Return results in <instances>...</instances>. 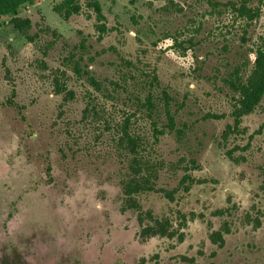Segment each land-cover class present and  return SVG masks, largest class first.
Here are the masks:
<instances>
[{"label":"rangeland","instance_id":"rangeland-1","mask_svg":"<svg viewBox=\"0 0 264 264\" xmlns=\"http://www.w3.org/2000/svg\"><path fill=\"white\" fill-rule=\"evenodd\" d=\"M60 1L19 9L36 34L32 43L0 17V255L15 251L26 264H264V97L222 139L236 99L227 81L251 69L264 0H97L108 28L101 40L92 12L63 21L52 12ZM244 1L259 14L252 22L232 9ZM69 59L120 88L94 94L64 66ZM122 73L133 79L122 84ZM153 73L156 94H168L177 126L187 128L183 146L167 134L156 151L167 162L195 158L191 176L202 184L173 203L159 194L139 202L176 226V213L184 214L183 242L140 243L136 215L121 211V165L109 129L129 116L135 132L151 137L149 119L131 100ZM55 80L73 100L54 94ZM91 93L98 115L82 119ZM177 182L165 172L158 187ZM218 210L224 214L215 216ZM225 225L223 245L212 244L210 234Z\"/></svg>","mask_w":264,"mask_h":264},{"label":"trees","instance_id":"trees-1","mask_svg":"<svg viewBox=\"0 0 264 264\" xmlns=\"http://www.w3.org/2000/svg\"><path fill=\"white\" fill-rule=\"evenodd\" d=\"M35 2L36 0H0V17L9 18L10 25H12L14 30L30 43L36 37V34L35 37L30 35L32 29L31 21L28 18H20L18 12L21 7L32 5ZM247 4V1H244L239 6H231L238 17L252 22L259 17V14L248 7ZM84 8L92 12L95 19L94 28L98 34V39L101 40L108 33V28L97 0H61L52 7V12L63 21H68L71 17L79 15ZM51 35L54 38L53 40H57V37H59L55 31H51ZM259 40V45L253 51L254 61L246 77H241L235 73L233 74L234 77L230 76L227 81V85L232 93L235 94L236 99L232 111L233 125L227 126V130L222 135V139L225 141L233 131L239 128L242 117L253 113L264 97V35ZM80 46L83 47L82 44ZM69 64L72 65L71 69ZM64 66L69 68L78 80L83 81L90 87L94 94L106 97L111 94V91L116 92L115 88H120L116 82L109 81L108 84H103L95 78L94 73L89 71L87 66L83 69L78 62L72 63L69 59L66 60ZM132 76L130 73H122V84L125 85L128 80L133 79ZM156 85H158L157 76L153 73L150 76L147 87L142 84L138 95H132L131 100L137 107L138 112L145 114L149 119L151 137L147 138L141 133L135 132L130 124V117L126 116L122 123L109 129L113 131L111 138L112 150L121 165L119 188L122 196V210H132L137 213L138 222L141 226L139 236L142 240L158 236L167 239L177 237L179 241H182L183 234L179 232L178 228L173 227L172 222L167 217L157 219L149 212L143 213L137 198L145 194L154 193L163 196L169 201H173L175 194L182 190L183 192L189 191L191 185L195 182L191 172L198 169L195 158L191 157L187 163L184 157L174 162H167L157 153L156 148L160 138L167 134L173 135L177 145L183 146L186 140L187 128L184 126L179 128L177 126L175 115L171 110L172 101L170 97L164 91L157 95L154 90ZM53 90L56 96L64 94V103L73 100V93L67 91L63 83L55 80ZM11 95L12 97L14 96L13 91ZM95 98L92 93L88 94L87 102L82 112V119L98 115V103ZM8 104L11 108H17L12 99L8 101ZM163 118L165 123H162ZM165 172L175 180H178L177 186L171 190L158 187L160 177ZM215 214L222 215V212L217 211ZM181 218L183 219L184 217ZM184 223L183 219L180 227L184 226ZM259 225L260 223L256 221V226ZM223 230L228 232L229 228L225 225ZM210 240L213 244L220 246L224 242L220 231L212 233ZM181 259L190 263L193 262L185 257Z\"/></svg>","mask_w":264,"mask_h":264},{"label":"flooded vegetation","instance_id":"flooded-vegetation-1","mask_svg":"<svg viewBox=\"0 0 264 264\" xmlns=\"http://www.w3.org/2000/svg\"><path fill=\"white\" fill-rule=\"evenodd\" d=\"M195 182L191 185V186H193V185H195V184H202V182H200L199 181V183H198V181H196V180H194ZM191 188V187H190ZM189 191H190V189H189ZM189 191L188 192H183V190H182V193L184 194H187V193H189ZM149 194H154V193H149ZM178 194V193H177ZM176 195V194H175ZM182 195V194H181ZM140 197V196H139ZM139 197H137L138 198V200H139ZM164 200H166L168 203H173L174 201H175V197L176 196H174V199H173V201H169L168 199H166V198H164L163 196H161ZM121 202H122V196H121ZM122 204V203H121ZM140 205H141V203H140ZM141 208H142V205H141ZM121 211L122 212H125V211H130V212H132V213H134L135 215H136V222H137V224H138V234H137V238H138V240H139V242L140 243H145L146 241H148V240H150V239H155V238H162V237H158V236H156V237H151V238H148V239H146V240H142V238L139 236V233H140V228H141V226H140V224H139V222H138V215H137V213L135 212V211H132V210H122V205H121ZM141 211L143 212V213H145V212H149V213H151L150 211H144V209H141ZM218 211H220V210H218ZM217 211H215L214 212V215L215 216H222L223 214H224V212L223 211H221L222 212V215H216L215 213H216ZM151 215L154 217V218H157V219H161V218H164V217H167L171 222H172V224H173V227L174 228H178L179 229V232L180 233H182L183 234V239H182V241H179L178 240V238L177 237H174L173 239H177L179 242H183V240H184V233L182 232L183 231V227L184 226H186L187 225V222L189 221V219L184 215V214H182V213H180V212H177L176 213V217H175V222H178V225L176 226L175 224H174V222H173V219H171L170 217H169V215H164V216H161V217H155L152 213H151ZM194 215H192L191 214V217H193ZM181 217H184L183 219H184V221H185V223H184V226H181L180 227V224H182V222H183V219L181 218ZM260 223V222H259ZM255 224H256V222H255ZM261 225V224H260ZM259 225V226H260ZM259 226H256V227H259ZM224 229V227L222 228V229H219V230H217V231H220L221 233H222V237H223V239H224V234H228L229 233V231L228 232H226V231H224L223 230ZM215 232V231H214ZM214 232H212V233H214ZM211 233V234H212ZM210 234V235H211ZM167 239V238H166ZM173 239H168V240H173ZM209 240H210V236H209ZM210 242H211V240H210ZM212 243V242H211ZM224 243V242H223ZM213 244V243H212ZM215 245H218V244H215ZM182 258V257H181ZM188 260H192L193 261V259H188ZM183 261V260H182ZM0 264H26V260H25V258L24 257H22L21 256V254H19V253H17V252H15V251H12L11 253H8V254H6V253H2L1 255H0Z\"/></svg>","mask_w":264,"mask_h":264}]
</instances>
